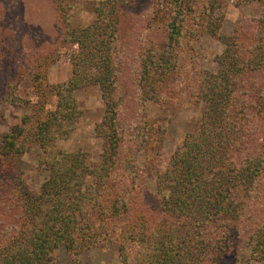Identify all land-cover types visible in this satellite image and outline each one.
<instances>
[{"label": "trees", "instance_id": "1", "mask_svg": "<svg viewBox=\"0 0 264 264\" xmlns=\"http://www.w3.org/2000/svg\"><path fill=\"white\" fill-rule=\"evenodd\" d=\"M53 1L64 24L62 40L74 47L70 55L72 75L67 82L53 86L55 106L35 129L37 144L50 147V155L40 161L47 176L38 194L20 191L19 222L8 226L15 233L0 245V264H51V254L58 249L77 254L105 242L116 244L122 235L135 243L132 251L118 246L124 264L130 254L133 264L219 262L227 252L234 222L241 219L253 192L264 180L263 150L254 136L255 129L264 131V94L256 97L260 89L250 82L264 69V13L247 55L241 49V34H218L220 23L214 11L220 3L209 0L206 10L210 12L194 15L206 23L203 34L218 37L225 48L216 57L217 71H203L195 78L194 98L204 110L195 128L170 155L165 171L157 176L163 218L150 229L145 210L134 214V207L141 202L139 185L133 187L134 191L127 190L126 175L116 172L121 145L113 96L117 82L114 61L119 4L123 1L100 0L95 22L81 30L65 18L64 0ZM236 1L240 5L259 2L264 9L263 0ZM179 8L182 13H192L185 5L182 11ZM172 29L169 38L175 44L179 27L174 25ZM171 53L170 49L161 51L156 61L145 55L139 91L144 102L170 106L178 94L172 81L180 66L175 55L171 59ZM88 86H98L101 91L106 110L98 130L109 143L104 163L95 168L87 165L82 153L54 152L52 143L57 131L51 123H58L62 130V121L76 112L72 93ZM24 134L22 128L14 127L3 137L0 160L22 150L23 145L17 141ZM89 178L93 180L90 184ZM107 181L116 184V189L122 187L128 195H120V199L116 196L110 203L106 198ZM134 196L136 202L132 204ZM8 200L0 201V232L7 228L5 216L18 218L16 209L14 215L11 212L15 204ZM117 221H123L124 227L116 226ZM250 234L251 253L255 260L264 262V223Z\"/></svg>", "mask_w": 264, "mask_h": 264}, {"label": "rangeland", "instance_id": "2", "mask_svg": "<svg viewBox=\"0 0 264 264\" xmlns=\"http://www.w3.org/2000/svg\"><path fill=\"white\" fill-rule=\"evenodd\" d=\"M122 1L119 4L114 61L117 82L113 96L117 103L116 125L121 145L116 172L126 175L127 190L134 191L133 187L139 185L141 202L134 207V214L145 210L151 229L163 218L157 194V176L165 171L170 155L186 133L195 128L204 110L203 104L194 98L195 78L203 71H217L216 57L223 53L225 46L218 37L203 34L206 23L194 16L198 12H210L206 10L209 0ZM213 1L220 3V7L216 4L214 11L220 23L218 34H241V49L246 50L247 55L251 38L256 35L258 20L264 13L262 4ZM99 4L100 0H64L65 18L73 28L84 29L95 22V9ZM184 5L192 13L180 12L179 6L182 11ZM174 25L180 32L175 36V44L169 38ZM63 32L64 24L53 0H0V143L14 127L22 128L25 133L17 141L23 145L22 150L0 160V201L8 203V198H11L15 204L11 212L14 215L16 209L18 217L17 220L9 215L4 217L7 228L0 232V245L15 233V229L8 226L19 222L21 211L17 204L20 191L38 194L47 176V170L40 161L50 155V147L46 149L37 144L35 129L46 112L55 106L56 99L51 92L53 86L67 82L72 75L70 55L74 47L63 42ZM169 49L173 53L171 59L175 55L177 66H180L172 81L178 94L170 106L144 102L139 91L145 55L153 56L156 61L161 51ZM250 80L260 89L256 97L261 92L264 94V69ZM72 97L76 103L74 116L62 121V130L58 123H51L57 131L52 139L53 151L82 153L87 165L95 168L104 163L105 150L109 147L98 130L106 110L101 91L98 86H88L73 92ZM254 133L264 159V131L257 128ZM108 168L111 170L109 165ZM113 170L115 168L112 167ZM92 181L87 179L89 184ZM106 185L109 189L106 198L110 203L116 196L120 199V195H128L122 187L116 189L112 181H107ZM133 201L136 202L135 196L132 200L135 204ZM246 205L241 219L234 222L230 231L225 256L214 264H264L255 260L250 241V233L264 223V180ZM116 223V226L124 227L123 221ZM120 244L127 250L135 248L131 238L122 235L116 244L105 242L77 254L58 249L51 254L50 262L124 264L118 252ZM132 259L130 254L126 264H133Z\"/></svg>", "mask_w": 264, "mask_h": 264}]
</instances>
